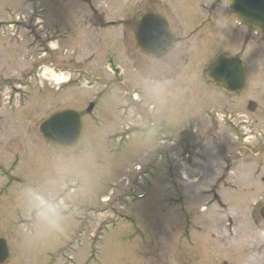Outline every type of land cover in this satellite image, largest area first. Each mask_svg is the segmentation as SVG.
Returning <instances> with one entry per match:
<instances>
[{"label": "rangeland", "instance_id": "obj_1", "mask_svg": "<svg viewBox=\"0 0 264 264\" xmlns=\"http://www.w3.org/2000/svg\"><path fill=\"white\" fill-rule=\"evenodd\" d=\"M228 1L0 0L11 264H264V118L244 105L264 107V64L246 100H222L203 76L232 34L254 36ZM149 13L180 41L160 60L136 49ZM70 110L84 132L57 149L40 126Z\"/></svg>", "mask_w": 264, "mask_h": 264}, {"label": "water", "instance_id": "obj_2", "mask_svg": "<svg viewBox=\"0 0 264 264\" xmlns=\"http://www.w3.org/2000/svg\"><path fill=\"white\" fill-rule=\"evenodd\" d=\"M85 3L91 0H82ZM231 12L239 23L264 33V0H231ZM175 35L168 21L160 15L142 18L136 33V47L147 57L160 58L174 48ZM205 78L225 91L239 92L246 87L247 72L239 60L220 54L204 69ZM90 105L88 113H91ZM85 121L75 111H58L40 126L45 141L56 148L70 149L80 141ZM264 219V208L261 210ZM9 258L8 244L0 239V264Z\"/></svg>", "mask_w": 264, "mask_h": 264}, {"label": "flooded vegetation", "instance_id": "obj_3", "mask_svg": "<svg viewBox=\"0 0 264 264\" xmlns=\"http://www.w3.org/2000/svg\"><path fill=\"white\" fill-rule=\"evenodd\" d=\"M204 8L202 10H200V11H205ZM208 9L210 10L211 8L208 7ZM229 13H230V11L228 9V13L226 14L227 18H229ZM149 14H152V13H149ZM232 17L235 20V17L233 15H232ZM194 19H198V18H194ZM235 21L238 24L237 20H235ZM238 25L242 29H245V27L241 26L240 24H238ZM249 30H251V29H249ZM252 32L254 34L253 37H247L245 34H242L241 32H240V34H234V35L232 34L233 40H235V42H236V46H234V48H232V49H227L226 51L219 52L218 54H216L212 58H210L208 63L206 64V65H209L213 61V59L219 54H227L230 58H234L236 60H240L246 67L247 78H248L247 87L242 92L241 91L240 92L223 91L220 87L215 86L213 83L208 82L207 80H205V83L209 87H211V93L213 91H216L217 94L218 93L221 94L223 96L221 99L224 100V101L229 100V99H231V100H241L242 98L246 100V95H247L248 88L250 86V82L252 81V79L256 78V73H257L256 69L259 70V66L261 64H264V33L257 34L254 31H252ZM135 38H136V35H135ZM177 42L179 43L180 41L176 38L175 44ZM233 44H234V41H233ZM252 46L254 47V50L251 51V52L248 51V49L252 48ZM247 47H249V48H247ZM138 52H140V51H138ZM177 56L181 57V59H180L181 61H182V57H185V55L180 53V52L177 53ZM163 58H165V57H163ZM155 60H160V59H155ZM254 74H255V77H254ZM210 103H211V107H210L211 109L207 111V114L209 113V116L211 117V115L213 114V111H214L212 99L210 100ZM247 104H248V107H247L248 109H246L247 110L246 111L247 114L251 115L252 117L261 116V117L264 118V112H261L262 109H264V107L261 108L257 102H255L253 100H250V99L246 100V104L244 103V105H247ZM241 112H242L243 116H239L240 118L245 116V113L243 111H241ZM9 249H10V244H9ZM11 255H12V253H11V250H10V258L7 261L6 264H11V262H10L11 261ZM17 264H19V263L17 262Z\"/></svg>", "mask_w": 264, "mask_h": 264}]
</instances>
